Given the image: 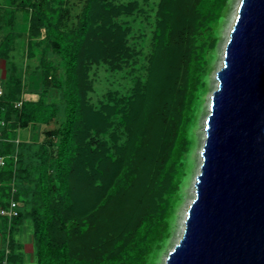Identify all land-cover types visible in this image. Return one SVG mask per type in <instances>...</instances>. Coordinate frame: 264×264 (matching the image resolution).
Here are the masks:
<instances>
[{
	"label": "trees",
	"instance_id": "trees-1",
	"mask_svg": "<svg viewBox=\"0 0 264 264\" xmlns=\"http://www.w3.org/2000/svg\"><path fill=\"white\" fill-rule=\"evenodd\" d=\"M99 1L87 0L85 19L72 35L48 21L44 0L34 2L29 29L35 35L44 33L51 37V48L62 60L63 104L57 107L39 99H14L13 93L3 92L0 156L5 162L0 167L13 156L16 125L48 123L58 114L64 116L65 123L55 153L50 152L47 143L23 142V150L15 156L18 173L0 171V191L5 190L8 197L14 184V197L23 202L18 216L10 221L0 215V264L4 260L5 264H26L19 252L21 241L6 238L12 232L13 236L17 234L26 219L32 225L33 260L37 264H150L151 254L168 228L163 195L173 191L177 184L174 170L178 146L184 135L186 107L200 61L196 34L207 32L205 19L218 16L222 0H188L182 11L178 0H162L164 21L148 77L143 87L136 88L119 108L114 107L126 129L124 138L114 132L115 138L122 139L115 146V157L108 153L104 143L94 148L76 143L77 132L83 129V120L89 113L81 90L83 49L90 39L95 12L101 7ZM1 7L0 13L4 10ZM11 38L6 35L0 42V55L9 51ZM177 47H181L183 68L175 71L170 54ZM179 72L183 74L181 79ZM41 82L48 86L47 72L42 73ZM11 114L13 120L8 118ZM12 129L14 135L9 136ZM57 134L59 130L48 137L55 138ZM29 166L36 168V176ZM9 179L14 181L10 183ZM82 187L90 198L94 196V205L87 203L85 210L76 207ZM4 204L5 198L0 200V206ZM137 204L141 209L136 213ZM111 205L116 208L114 215L132 212L131 218H125L121 231L111 238L79 240L86 224L92 228L102 223L100 219L108 218L106 213Z\"/></svg>",
	"mask_w": 264,
	"mask_h": 264
},
{
	"label": "rangeland",
	"instance_id": "rangeland-1",
	"mask_svg": "<svg viewBox=\"0 0 264 264\" xmlns=\"http://www.w3.org/2000/svg\"><path fill=\"white\" fill-rule=\"evenodd\" d=\"M239 1H220L218 16L209 15L205 19L207 32L196 34L200 61L198 72L194 75L195 87L186 107L184 135L178 146V158L174 170L177 184L173 191L163 195L162 205L168 210L166 216L168 228L162 239L157 242L150 257V264H165L168 251L183 231L186 210L194 196L195 176L200 167L204 121L209 112L210 96L217 81L215 74L222 63L224 46ZM34 2L35 0H0V5L3 6L1 9H4L0 13V42L6 35L12 37L9 51L0 55V85L2 93L11 92L14 99H39L43 104L60 107L63 104L64 66L60 56L51 48L52 38L44 33L35 35L29 29L32 8H35ZM99 2L101 7L95 12L90 39L83 49L84 76L81 90L89 113L83 120V129L77 132L76 143L82 146L89 145L90 148L104 143L108 153L115 157L117 156L115 146L120 144L122 139L115 138L114 132L124 138L126 132L123 131L126 129L119 121V115L114 107L119 108L123 100L131 96L136 88L143 87L150 72V65L155 60L159 44L158 35L164 15L161 11L162 0H100ZM178 2L182 11L188 0H178ZM86 3L87 0H44L43 9L49 22L72 35L85 19L83 11ZM180 48L177 47L170 54L175 71L178 67L183 68ZM43 72L48 74V86H44L41 82ZM182 75L179 72V79ZM9 116L8 118L13 120V115ZM64 121V116L58 114L48 123L16 125L13 156L6 160L0 171L4 172L3 174L9 170L12 174L18 173L19 165L15 156L19 150H23V142L34 145L47 143L50 152L53 153L61 136ZM57 130L59 134L50 139L48 135ZM13 135L12 129L9 136ZM29 169L36 176V168L29 166ZM13 181L9 179L10 183ZM83 188L76 200V207L79 210L82 207L85 210L87 203L94 205V196L90 198ZM5 192V190L0 191V200L6 199ZM19 202L23 203L21 199ZM29 206L30 204L26 208L29 209ZM137 206L136 213L141 209L139 204ZM113 208L116 209L112 207L107 211V219H100L101 224L98 223L92 228L86 224L85 232L81 233L78 239L90 241L97 237L101 240L103 237L111 238L119 233L125 224V218H131L132 212L129 215L127 211L125 213L123 211L121 216L114 215ZM25 221L20 233L22 249L19 252H22L26 264H37L36 261H30L34 251L33 238L30 245L25 244L32 233L31 221L29 219ZM0 227H2L1 223ZM7 237L9 240L11 237L17 240V234L13 236V232Z\"/></svg>",
	"mask_w": 264,
	"mask_h": 264
},
{
	"label": "water",
	"instance_id": "water-1",
	"mask_svg": "<svg viewBox=\"0 0 264 264\" xmlns=\"http://www.w3.org/2000/svg\"><path fill=\"white\" fill-rule=\"evenodd\" d=\"M204 121L183 231L165 264H264V0H240Z\"/></svg>",
	"mask_w": 264,
	"mask_h": 264
},
{
	"label": "built area",
	"instance_id": "built-area-1",
	"mask_svg": "<svg viewBox=\"0 0 264 264\" xmlns=\"http://www.w3.org/2000/svg\"><path fill=\"white\" fill-rule=\"evenodd\" d=\"M2 95V89L0 85V96ZM19 104V102L17 103ZM2 123V122H1ZM5 162L4 157L0 156V165H3ZM1 185V182H0ZM17 192L16 187L12 184L9 195L5 199V204L0 206V215L5 216L8 220H11L13 217L18 216L20 202L14 197V194ZM5 260L3 264H5Z\"/></svg>",
	"mask_w": 264,
	"mask_h": 264
},
{
	"label": "crops",
	"instance_id": "crops-1",
	"mask_svg": "<svg viewBox=\"0 0 264 264\" xmlns=\"http://www.w3.org/2000/svg\"><path fill=\"white\" fill-rule=\"evenodd\" d=\"M24 225H22L20 228H19V230H18V232H17V239L19 240V241H21V238H20V233H21V231H22V229L24 228L23 227ZM32 233L30 234V236H29V239L27 240V242H25V244H26V246L27 245H30L31 243H32ZM2 242V238H0V243ZM31 262H33L34 260H33V258H31V260H30Z\"/></svg>",
	"mask_w": 264,
	"mask_h": 264
},
{
	"label": "bare ground",
	"instance_id": "bare-ground-1",
	"mask_svg": "<svg viewBox=\"0 0 264 264\" xmlns=\"http://www.w3.org/2000/svg\"><path fill=\"white\" fill-rule=\"evenodd\" d=\"M193 192H194V190H193Z\"/></svg>",
	"mask_w": 264,
	"mask_h": 264
}]
</instances>
